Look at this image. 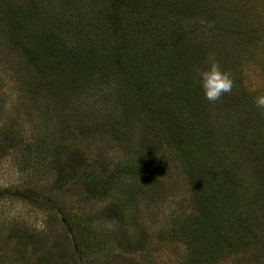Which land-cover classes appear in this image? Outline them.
<instances>
[{"label":"trees","instance_id":"obj_1","mask_svg":"<svg viewBox=\"0 0 264 264\" xmlns=\"http://www.w3.org/2000/svg\"><path fill=\"white\" fill-rule=\"evenodd\" d=\"M225 1L233 14L232 0H0V34L20 57L13 89L22 106L63 124L87 96L115 88L121 117L106 112L93 127L125 143V156L113 162L101 152L73 150L64 164L59 156L52 160L57 181L105 201L106 221L131 223L127 212L135 219L139 200L161 197L168 161H174L186 179L189 210L168 231L188 247V264H214L253 249L262 238L257 215L264 212V193L247 169L260 168L264 186L260 109L251 102L250 111L240 106L236 119L230 106L238 105L242 90L209 102L198 84L209 62L228 57L221 36L223 48L211 55L217 31L228 26L213 16V4L222 8ZM227 114L232 117L223 119ZM10 132L0 116V150L8 148Z\"/></svg>","mask_w":264,"mask_h":264},{"label":"rangeland","instance_id":"obj_2","mask_svg":"<svg viewBox=\"0 0 264 264\" xmlns=\"http://www.w3.org/2000/svg\"><path fill=\"white\" fill-rule=\"evenodd\" d=\"M262 1L232 0L233 14L228 10L227 1L222 8L213 4L212 12L217 11L213 16L226 19L228 26L221 33L217 31L211 55L214 59L215 50L219 52L223 48L217 40L223 37L228 57L224 58L226 60L215 57L214 61L232 78L235 95L241 94L240 90L244 92L238 105L230 106L235 110L236 119H240L238 107L250 111L253 104L254 108L256 106V97L264 95ZM5 40L0 34L3 62L0 65L3 80L0 116L11 128V135H8L11 141L6 150H0V264H188V247L171 240L168 231L173 219L189 210L186 179L174 161H168L170 176L161 197L152 201L139 200L135 219L127 212V219H133L131 223L106 221L101 211L106 206L105 201L86 198L82 188L73 182L57 181L58 167L52 160H58L59 156L63 158L60 164H64L73 150L89 155L101 152L113 162L125 156L128 150L125 143L111 140L93 127L96 120H104L106 112L121 117L114 98L115 88H102L100 95L92 92L93 96L85 98V105L76 107L63 124L58 123L59 119L52 118L50 113L22 106V102L17 101L13 87L20 74V57ZM258 113L264 122V109ZM231 117L232 114H227L223 119ZM239 127L244 128L241 122ZM139 129L138 124L135 130ZM4 148L6 146L1 147ZM253 152L252 149L247 151L248 164L252 163ZM252 165L255 166L254 162ZM247 166L248 173H256L257 188L263 194L262 179L258 177L260 168ZM257 204L255 201L252 207L254 213ZM257 219L263 221L258 246L214 264H264V212L258 214ZM126 242L133 245L132 250L124 247Z\"/></svg>","mask_w":264,"mask_h":264},{"label":"clouds","instance_id":"obj_3","mask_svg":"<svg viewBox=\"0 0 264 264\" xmlns=\"http://www.w3.org/2000/svg\"><path fill=\"white\" fill-rule=\"evenodd\" d=\"M198 84L204 98L209 102L218 101L224 94H229L233 89V80L223 71L218 63L211 61L208 66L199 73ZM257 108L264 109V95L255 99Z\"/></svg>","mask_w":264,"mask_h":264}]
</instances>
